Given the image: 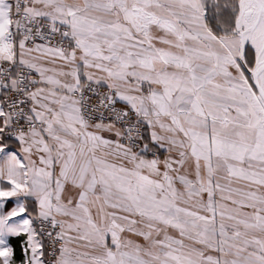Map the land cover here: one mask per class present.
I'll return each mask as SVG.
<instances>
[{
	"label": "snow or ice",
	"instance_id": "snow-or-ice-1",
	"mask_svg": "<svg viewBox=\"0 0 264 264\" xmlns=\"http://www.w3.org/2000/svg\"><path fill=\"white\" fill-rule=\"evenodd\" d=\"M0 264H264V0H0Z\"/></svg>",
	"mask_w": 264,
	"mask_h": 264
},
{
	"label": "crops",
	"instance_id": "crops-1",
	"mask_svg": "<svg viewBox=\"0 0 264 264\" xmlns=\"http://www.w3.org/2000/svg\"><path fill=\"white\" fill-rule=\"evenodd\" d=\"M45 66L51 67V65H47V64ZM108 135L109 134L105 133V136H108ZM146 135H147V130H146ZM9 144H10V150H15L17 148V142L15 140H10ZM7 206L11 207L12 204L9 203ZM13 243L22 246L20 241H14ZM19 259H20V247H17V261L18 262H19Z\"/></svg>",
	"mask_w": 264,
	"mask_h": 264
},
{
	"label": "built area",
	"instance_id": "built-area-1",
	"mask_svg": "<svg viewBox=\"0 0 264 264\" xmlns=\"http://www.w3.org/2000/svg\"><path fill=\"white\" fill-rule=\"evenodd\" d=\"M37 43H40L41 41L37 40L36 41ZM31 46V45H30ZM143 131L145 132V135H146V129H143Z\"/></svg>",
	"mask_w": 264,
	"mask_h": 264
}]
</instances>
